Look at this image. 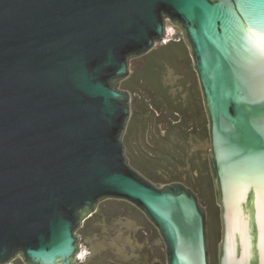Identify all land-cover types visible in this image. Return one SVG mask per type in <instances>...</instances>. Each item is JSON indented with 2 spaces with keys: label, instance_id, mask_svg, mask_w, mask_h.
Returning a JSON list of instances; mask_svg holds the SVG:
<instances>
[{
  "label": "water",
  "instance_id": "95a60500",
  "mask_svg": "<svg viewBox=\"0 0 264 264\" xmlns=\"http://www.w3.org/2000/svg\"><path fill=\"white\" fill-rule=\"evenodd\" d=\"M182 29L209 121L219 264H264V0H0V264H74L98 201L137 206L167 264H208L206 216L180 181L129 165V60Z\"/></svg>",
  "mask_w": 264,
  "mask_h": 264
},
{
  "label": "rangeland",
  "instance_id": "374dc122",
  "mask_svg": "<svg viewBox=\"0 0 264 264\" xmlns=\"http://www.w3.org/2000/svg\"><path fill=\"white\" fill-rule=\"evenodd\" d=\"M166 24L176 32L184 53L171 43L169 51L176 53L169 62L161 49L167 42H155L147 53L129 60L128 75L117 81V87L131 95L124 151L129 165L151 182L180 181L197 194L209 229L211 261L218 264L221 219L207 160L211 147L208 116L182 29L168 20ZM175 117L180 133L172 129ZM165 133H169L168 154L176 159L162 154L163 143L157 145ZM76 232L79 258L74 264H167L165 243L157 228L125 199L98 201ZM6 264L27 263L17 254Z\"/></svg>",
  "mask_w": 264,
  "mask_h": 264
},
{
  "label": "trees",
  "instance_id": "16d2710c",
  "mask_svg": "<svg viewBox=\"0 0 264 264\" xmlns=\"http://www.w3.org/2000/svg\"><path fill=\"white\" fill-rule=\"evenodd\" d=\"M180 40H178V39H174V40H170V41H168L167 43H165L164 44V46H162V48L161 49H164V51L163 52H165V54H166V59L169 61V62H171L172 61V57H174V54L176 53H174V54H172L170 51H169V46H170V44L171 43H175L180 49L178 50L179 52H181V53H184V48H183V45L179 42ZM177 51V52H178ZM174 121L176 122L177 121V118L175 117L174 118ZM178 122H176L175 124L176 125H174V126H172L173 128V130L174 131H176L177 133H180L179 131H180V129L182 130V128H180V126H178V124H177ZM176 127V128H175ZM169 136V133H165V134H163V135H161L160 136V138L158 139V141H157V145H159L160 143H163L161 146L162 147H160V151H162V154H164V156H168V157H171V155H169L168 153H169V148H168V140H167V137ZM171 158H174V159H176L174 156H172ZM175 174V173H174ZM165 176H167V175H165ZM164 179H166V177H164ZM164 181V183H170V181L167 179V180H163ZM169 181V182H168ZM93 214V213H92Z\"/></svg>",
  "mask_w": 264,
  "mask_h": 264
},
{
  "label": "flooded vegetation",
  "instance_id": "af4514ba",
  "mask_svg": "<svg viewBox=\"0 0 264 264\" xmlns=\"http://www.w3.org/2000/svg\"><path fill=\"white\" fill-rule=\"evenodd\" d=\"M209 155H210V150H209L208 155H207V160H208L209 170H210V173L212 176V181H213L214 179H213V175H212V169H211ZM220 219H221V216H220ZM220 221H221V230H220V237H221V235H222V220H220ZM206 239H207L208 264H212L210 251H209V229H208L207 221H206ZM220 241H221V238H220V240L218 242V246H217V263L218 264H219V254H220ZM78 258H79V255H78Z\"/></svg>",
  "mask_w": 264,
  "mask_h": 264
},
{
  "label": "built area",
  "instance_id": "2783aa9c",
  "mask_svg": "<svg viewBox=\"0 0 264 264\" xmlns=\"http://www.w3.org/2000/svg\"><path fill=\"white\" fill-rule=\"evenodd\" d=\"M169 21V20H168ZM170 22V21H169ZM171 23V22H170ZM172 24V26H174L175 27V24H173V23H171ZM176 32L175 31H173V30H171V28L170 27H168V25L166 24V26H165V36H164V39L162 40L164 43L165 42H168V41H170V40H174V39H177L176 38Z\"/></svg>",
  "mask_w": 264,
  "mask_h": 264
},
{
  "label": "snow or ice",
  "instance_id": "6c2138e0",
  "mask_svg": "<svg viewBox=\"0 0 264 264\" xmlns=\"http://www.w3.org/2000/svg\"><path fill=\"white\" fill-rule=\"evenodd\" d=\"M259 47L264 50V33L260 34L259 37Z\"/></svg>",
  "mask_w": 264,
  "mask_h": 264
}]
</instances>
